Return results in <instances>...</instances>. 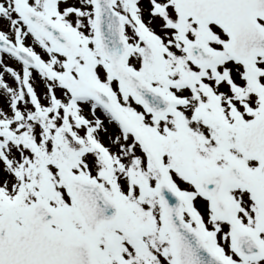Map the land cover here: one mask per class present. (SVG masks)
Returning <instances> with one entry per match:
<instances>
[{
  "label": "snow or ice",
  "instance_id": "1",
  "mask_svg": "<svg viewBox=\"0 0 264 264\" xmlns=\"http://www.w3.org/2000/svg\"><path fill=\"white\" fill-rule=\"evenodd\" d=\"M0 264H264V0H0Z\"/></svg>",
  "mask_w": 264,
  "mask_h": 264
}]
</instances>
